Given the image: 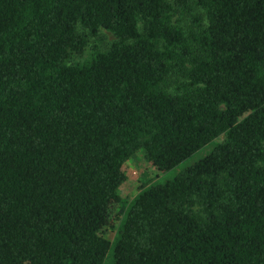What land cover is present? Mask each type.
Returning <instances> with one entry per match:
<instances>
[{
    "label": "trees",
    "instance_id": "obj_1",
    "mask_svg": "<svg viewBox=\"0 0 264 264\" xmlns=\"http://www.w3.org/2000/svg\"><path fill=\"white\" fill-rule=\"evenodd\" d=\"M100 28L106 48L70 61ZM220 134L119 195L136 150L166 170ZM108 249L264 264V0H0V264Z\"/></svg>",
    "mask_w": 264,
    "mask_h": 264
},
{
    "label": "rangeland",
    "instance_id": "obj_2",
    "mask_svg": "<svg viewBox=\"0 0 264 264\" xmlns=\"http://www.w3.org/2000/svg\"><path fill=\"white\" fill-rule=\"evenodd\" d=\"M81 30L80 28H78ZM114 39V36L104 29H98L96 35H87L86 43L82 48V51L75 54V57L71 58L70 61L81 62L89 59L92 49H104ZM222 138V134L211 139L193 153L182 159L176 165L166 170H155L151 164H149L142 155V150H136L124 163L123 168L125 171V179L119 185L118 192L121 198H130L136 191L150 183L162 182L165 179L172 177V175L180 169L182 166L192 162L199 156L207 152L216 141ZM113 231L107 230L108 237H111ZM111 249H108L107 255L103 260L102 264H109Z\"/></svg>",
    "mask_w": 264,
    "mask_h": 264
}]
</instances>
